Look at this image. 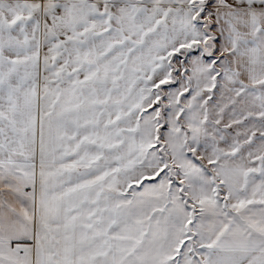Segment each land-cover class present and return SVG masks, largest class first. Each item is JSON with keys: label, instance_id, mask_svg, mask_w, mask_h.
I'll return each mask as SVG.
<instances>
[{"label": "snow or ice", "instance_id": "snow-or-ice-1", "mask_svg": "<svg viewBox=\"0 0 264 264\" xmlns=\"http://www.w3.org/2000/svg\"><path fill=\"white\" fill-rule=\"evenodd\" d=\"M0 264H264V0H0Z\"/></svg>", "mask_w": 264, "mask_h": 264}]
</instances>
